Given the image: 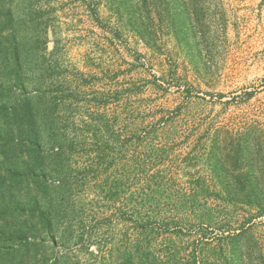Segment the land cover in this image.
I'll list each match as a JSON object with an SVG mask.
<instances>
[{
  "label": "rangeland",
  "instance_id": "rangeland-1",
  "mask_svg": "<svg viewBox=\"0 0 264 264\" xmlns=\"http://www.w3.org/2000/svg\"><path fill=\"white\" fill-rule=\"evenodd\" d=\"M0 250L264 264V0H0Z\"/></svg>",
  "mask_w": 264,
  "mask_h": 264
},
{
  "label": "trees",
  "instance_id": "trees-1",
  "mask_svg": "<svg viewBox=\"0 0 264 264\" xmlns=\"http://www.w3.org/2000/svg\"><path fill=\"white\" fill-rule=\"evenodd\" d=\"M18 106H20V104H19ZM11 112H12V114L14 115L13 117L16 119V121H18V122H20V123H23L24 121H26V117H25V115H24V114H21V113L18 114V110H17L16 108H15L14 110H12ZM32 118H33V115H31V117L29 118V120L32 121ZM20 123H19L18 126L21 125ZM19 240H20V244H22V245L28 242V239H27L26 237L21 238V239H19ZM0 251H1V250H0ZM4 251H5V250H4ZM7 251H8V250H7ZM12 251L16 252V247L13 248ZM6 254H7V253H5V254L0 253V263L3 264L4 261H6V259L8 258V257L6 256ZM5 263H6V262H5Z\"/></svg>",
  "mask_w": 264,
  "mask_h": 264
}]
</instances>
